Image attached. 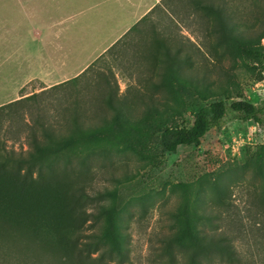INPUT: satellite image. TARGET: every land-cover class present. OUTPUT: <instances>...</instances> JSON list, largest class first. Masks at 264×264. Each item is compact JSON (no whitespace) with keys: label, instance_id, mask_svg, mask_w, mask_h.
Returning a JSON list of instances; mask_svg holds the SVG:
<instances>
[{"label":"rangeland","instance_id":"obj_1","mask_svg":"<svg viewBox=\"0 0 264 264\" xmlns=\"http://www.w3.org/2000/svg\"><path fill=\"white\" fill-rule=\"evenodd\" d=\"M122 2L113 0L107 6L113 5L117 9ZM158 3L162 8L153 10V19L142 22L139 31L129 34L132 38L128 37V41L124 37L119 38L122 44L119 43L113 52H104L93 60L105 55L97 67L102 70L111 68L119 93L128 96L129 101L134 100L135 105L127 112L130 119L136 121L143 117L145 106L139 99L149 96L159 101L167 98L173 104L179 103V121L185 127L192 124L198 111L208 112L212 102L222 100L229 104L237 99V94H242L264 113V72L261 65L236 55L219 42L212 18L201 19L193 13L191 5L179 6L176 0H158ZM225 6L235 26V35L256 38L262 33L264 0H226ZM92 7L74 14L64 23L66 28L75 30L74 35L79 39L74 43L75 50L70 55L66 53L67 71L76 69L94 49L109 40V29L102 25L94 26L96 24L91 21L101 8ZM152 27L155 32L151 31ZM154 38L170 46L172 53L178 48L180 55L187 56V61L180 63L181 68L188 79L197 80L194 84L202 90L203 97L182 93L179 98L175 93L171 99L170 92L152 88V83L160 78V60L163 57L158 51L157 59L153 61L148 52L153 50ZM261 44L264 45V39ZM80 81L82 84L86 82L85 79ZM53 86L56 85L44 89ZM39 88L41 86L33 82L19 89V96L39 93L37 102L30 104H37L40 112L31 106H20L17 115H12L8 122L6 120L0 125V142L8 151H26L29 147L26 137L28 125L33 124L36 116L51 124V116L57 113L58 101L63 102L72 89L70 85L44 92ZM80 92L91 95L97 91L84 89ZM101 124L100 119L93 117L84 127ZM260 145H264V115L263 124L258 125L252 121H240L229 111L217 127L204 135L198 146L179 147L176 152L167 153L162 152L157 141H153L151 153H154V159L127 147L104 152L98 149L86 162L72 163L73 173L60 177L61 185L69 189L78 184L84 187L83 199L74 206V211L82 209L84 212L80 222L82 234L86 236L83 239L91 240L87 236L91 232L119 231L126 235L123 245L127 247L130 262H121L115 254L105 255V262L148 264L156 243L155 235L167 232L170 225L179 227L182 224L185 198L207 210L213 208L226 215L241 213L245 216V207L249 206L251 197L264 194V180L254 169ZM70 233H67L68 237ZM102 249H106V245L92 251L86 259L81 257L82 262L95 259ZM76 251L72 241L67 242L66 248H61L46 234H40L26 242L22 254L13 255L10 264H77ZM0 264L5 263L0 260Z\"/></svg>","mask_w":264,"mask_h":264},{"label":"trees","instance_id":"obj_2","mask_svg":"<svg viewBox=\"0 0 264 264\" xmlns=\"http://www.w3.org/2000/svg\"><path fill=\"white\" fill-rule=\"evenodd\" d=\"M176 2L179 6L191 5L193 13L203 20L212 18L219 42L236 55L259 63L264 72V45L261 44L264 30L256 38L235 35L226 0ZM160 8V4H156L122 38L127 39L134 30L139 31L140 24L151 21L153 10ZM153 30L152 27L151 31L155 32ZM120 40L105 53L113 52L122 44ZM152 45L153 50L148 52L153 61L157 59L156 52L163 55L160 78L154 83L150 81L152 88L170 92L171 99L175 93L179 98L182 93L203 97L202 90L194 84L197 80L188 79L181 68L180 63L186 62L187 56L180 55L178 48L172 53L170 46L159 39L154 38ZM103 57L77 77L41 91L69 85L72 88L63 102L58 101L57 113L51 116V124L36 116L33 124L28 125L26 137L29 147L26 151H8L0 142V260L5 264L11 263L13 255L22 254L26 242L40 234H46L61 248H66L67 242L72 241L77 249V264H109L104 257L113 254L121 262H130L127 247L123 245L126 235L119 231L91 232L87 235L91 240L83 239L86 236L82 234L80 222L84 212L82 209L74 211V206L83 199L84 187L78 184L69 189L61 185L60 179L73 173L72 163L86 162L98 149L104 152L119 147L130 148L154 159L155 155L151 153L153 141H157L162 152L167 153H174L179 147L198 146L204 135L217 127L229 111L240 121L263 124L262 109L248 102L242 94H237V99L229 104L222 100L212 102L208 112L198 111L194 115L189 127L179 121V103L173 104L167 98L159 101L152 96L142 97L139 101L145 106L144 114L140 120L134 121L127 113L135 105L134 100L129 101L128 96L119 93L111 68L102 70L97 67ZM81 79H85V84ZM84 89L97 92L84 95L80 92ZM38 94L1 106L0 125L6 120L8 122L12 115H17L20 106H31L40 112L37 104H30L37 102ZM93 117L100 119L102 124L84 127ZM254 169L264 180V145L258 148ZM45 170L49 171L47 175H44ZM251 198L247 209L245 207V216L241 213L226 215L213 208L207 210L185 198L182 224L179 227L170 225L167 232L155 235L156 243L148 264H264V194ZM69 232L70 237L67 236ZM100 244L106 245V249L100 250L95 259L82 262V258L86 259L92 251L104 247Z\"/></svg>","mask_w":264,"mask_h":264},{"label":"crops","instance_id":"obj_3","mask_svg":"<svg viewBox=\"0 0 264 264\" xmlns=\"http://www.w3.org/2000/svg\"><path fill=\"white\" fill-rule=\"evenodd\" d=\"M122 1L115 9L107 6L113 0H0V107L26 97L28 93L19 96V89L33 82L44 89L80 75L158 0ZM92 6L101 11L91 21L109 29V40L94 49L83 60L86 63L67 71L68 55L79 39L64 23Z\"/></svg>","mask_w":264,"mask_h":264}]
</instances>
